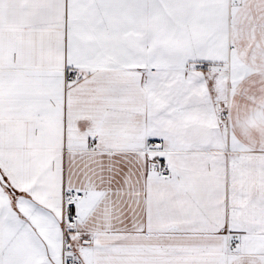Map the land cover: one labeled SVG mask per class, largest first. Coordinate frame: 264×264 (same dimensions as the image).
Returning a JSON list of instances; mask_svg holds the SVG:
<instances>
[{"label": "snow or ice", "instance_id": "1", "mask_svg": "<svg viewBox=\"0 0 264 264\" xmlns=\"http://www.w3.org/2000/svg\"><path fill=\"white\" fill-rule=\"evenodd\" d=\"M0 264H264V0H0Z\"/></svg>", "mask_w": 264, "mask_h": 264}]
</instances>
